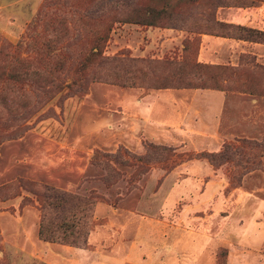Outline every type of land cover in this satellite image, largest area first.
Returning a JSON list of instances; mask_svg holds the SVG:
<instances>
[{
	"label": "rangeland",
	"instance_id": "obj_1",
	"mask_svg": "<svg viewBox=\"0 0 264 264\" xmlns=\"http://www.w3.org/2000/svg\"><path fill=\"white\" fill-rule=\"evenodd\" d=\"M255 1L0 0V264H264ZM52 186L97 197L84 245L39 237Z\"/></svg>",
	"mask_w": 264,
	"mask_h": 264
},
{
	"label": "trees",
	"instance_id": "obj_2",
	"mask_svg": "<svg viewBox=\"0 0 264 264\" xmlns=\"http://www.w3.org/2000/svg\"><path fill=\"white\" fill-rule=\"evenodd\" d=\"M201 1L204 0H159V4L148 3L128 13L127 19L124 20L144 25L174 27L177 19L175 10L179 6ZM254 5H256L255 0H242L241 4L236 6L251 7ZM239 28L246 32L245 38H242L248 41L264 42V30L242 25H239ZM106 36L105 34L98 38L96 47L104 43ZM93 53L96 54L94 51ZM217 86L220 88V85ZM214 155L210 154L209 157H214ZM48 190L49 192L40 199L42 215L38 229L39 237L45 241L75 246L84 245L91 229L89 221L93 206L98 200L97 197L64 191L54 186L49 187ZM48 209L59 211L61 215L56 216Z\"/></svg>",
	"mask_w": 264,
	"mask_h": 264
},
{
	"label": "crops",
	"instance_id": "obj_3",
	"mask_svg": "<svg viewBox=\"0 0 264 264\" xmlns=\"http://www.w3.org/2000/svg\"><path fill=\"white\" fill-rule=\"evenodd\" d=\"M195 264H197V263H195Z\"/></svg>",
	"mask_w": 264,
	"mask_h": 264
}]
</instances>
